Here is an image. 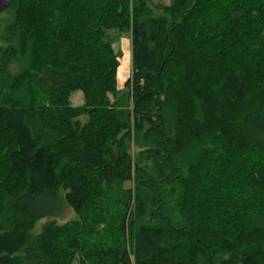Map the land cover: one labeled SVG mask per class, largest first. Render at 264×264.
Here are the masks:
<instances>
[{
	"label": "trees",
	"instance_id": "trees-1",
	"mask_svg": "<svg viewBox=\"0 0 264 264\" xmlns=\"http://www.w3.org/2000/svg\"><path fill=\"white\" fill-rule=\"evenodd\" d=\"M7 10L0 264H264V0Z\"/></svg>",
	"mask_w": 264,
	"mask_h": 264
},
{
	"label": "rangeland",
	"instance_id": "rangeland-1",
	"mask_svg": "<svg viewBox=\"0 0 264 264\" xmlns=\"http://www.w3.org/2000/svg\"><path fill=\"white\" fill-rule=\"evenodd\" d=\"M152 2L154 4H157V5H170L172 0H152ZM13 19H14L13 13L10 10H6V11L0 13V47L6 46L5 36L7 35V26H8L9 23L12 22ZM112 36H113V39L115 40L116 37H117V34L113 32ZM120 57H121V55H120ZM14 68L17 70V66L16 65L14 66ZM5 76H6V71H4V69L0 68V77H1L0 81H2L5 78ZM0 87H1V85H0ZM72 103L75 106H80V105H82L84 103V96H83L82 91H76V92L73 93ZM138 151H139V147L136 146L133 143L132 146H131V152L136 155ZM126 185L128 187L131 184L127 183ZM131 186H133V184ZM54 204L55 203H49V204L48 203L46 204L44 202L40 203L41 207H43L45 209H49V210H52V211H57L59 209V206L54 205ZM114 205H117V204L114 203ZM119 209H120V206H119ZM119 216H117V219L119 218ZM76 218H77V214L74 212V210L72 208H69L68 210H66L63 213V215H61V217H58L56 219V221L58 223L62 224L64 222L68 221V220L76 219ZM50 219L51 218H42V219H40L37 222L34 231L36 233H38L42 229V226L47 221H49Z\"/></svg>",
	"mask_w": 264,
	"mask_h": 264
},
{
	"label": "crops",
	"instance_id": "crops-1",
	"mask_svg": "<svg viewBox=\"0 0 264 264\" xmlns=\"http://www.w3.org/2000/svg\"><path fill=\"white\" fill-rule=\"evenodd\" d=\"M113 48L120 52V64L117 71L118 86L122 88L132 70L131 38L128 34H119L113 42Z\"/></svg>",
	"mask_w": 264,
	"mask_h": 264
},
{
	"label": "water",
	"instance_id": "water-1",
	"mask_svg": "<svg viewBox=\"0 0 264 264\" xmlns=\"http://www.w3.org/2000/svg\"><path fill=\"white\" fill-rule=\"evenodd\" d=\"M12 2L13 0H0V13L6 11L10 7Z\"/></svg>",
	"mask_w": 264,
	"mask_h": 264
}]
</instances>
